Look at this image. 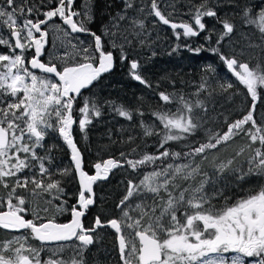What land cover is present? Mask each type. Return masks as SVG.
<instances>
[{"label": "snow or ice", "instance_id": "6c2138e0", "mask_svg": "<svg viewBox=\"0 0 264 264\" xmlns=\"http://www.w3.org/2000/svg\"><path fill=\"white\" fill-rule=\"evenodd\" d=\"M53 0H49L52 3ZM55 7L41 13L44 19L24 18L18 24L17 17L24 16L25 11L31 16L36 10L27 6V0L21 5L16 0H3L0 4V23L6 25L14 43L0 36V45L7 46L10 53H0V188L6 190L0 195V230L21 232L13 240L0 242V264H42L40 253L49 244L57 247L51 251L53 255L63 251L65 247H75L77 255L70 264H85L83 253L88 246L94 243L93 233L97 229L110 227L116 234L119 259L122 264H264V187L258 192L239 198L229 204L227 197L224 204H212V197L205 192V185L210 182L207 173H202L199 164L193 163L174 165L168 163L163 167L153 168L144 172L138 183L128 180L126 194L117 204L120 217L102 222L97 216L91 227H85L83 218L91 205L95 203L93 185L107 179L109 173L126 164L133 171L148 165L163 162L169 157L175 159L181 156L180 152H171L165 147L169 141L187 139L202 127L201 118L195 117L194 107L207 111L202 101L197 100L195 105L179 97L180 108L175 112H154L153 115L163 125L164 135L159 142L158 154H144L138 160L125 158L123 161L107 159L96 163L93 167L95 174L90 175L84 170V162L80 149L73 137V125L77 121L73 117V107L82 90L89 89L100 77L114 67L112 51H105L100 35L91 32L83 21L78 22L74 17L80 13L72 10L74 0H54ZM125 10L133 8V0H124ZM143 12V8L137 9ZM251 8H245L246 22L256 24L261 33H264V8H261L257 18H253ZM91 19L90 13H85ZM149 15H154L159 22L169 25L174 31L177 40L183 37H196L205 30L204 17H217V12L205 3L199 5L193 14V23H175L168 19L158 7L157 0H151ZM59 17L70 32L63 31L65 36L72 33H87L94 39V48L78 47L69 41L71 51L59 57L61 64L58 67L51 60L44 62L41 56L47 44L48 31L42 28L53 18ZM125 14H118L119 20H124ZM258 20V22H257ZM223 33L217 43L230 35L233 24L221 21ZM132 24L143 30L142 20H132ZM182 29V32H177ZM38 34V35H37ZM114 35V34H113ZM135 35H140L139 32ZM125 42H129L124 36ZM83 44V41L80 42ZM112 47L120 48L121 60H126L123 45L112 43ZM19 50V52H17ZM34 50L31 58L26 52ZM174 49L173 51H175ZM199 53L201 48L192 49ZM220 55L226 69L236 77L240 84L247 89L251 97V106L247 114L228 123L227 131L220 134L207 130V142L190 147L183 153L185 157L201 156L207 158L206 153L218 149L241 132L249 136L252 143L259 141L261 147L256 148L255 155L249 160L248 172L243 175L264 176V127L257 126L253 113L256 102L262 98L258 89H264V67L257 65L251 69L248 63H241L235 57ZM139 64L130 62L132 78L141 84L151 87L141 75L137 73ZM210 70L215 71V69ZM38 70L41 75L37 74ZM232 84L221 85L227 91ZM204 85L201 86V90ZM159 99L164 104L173 102V98L164 92L159 93ZM115 111L119 116L132 119V113L122 106ZM79 112L82 118L78 120L79 129L85 133L86 126L91 123V116H100V110L95 102L85 100ZM140 115H143L141 112ZM251 124L252 129L245 130V125ZM146 136L158 135L149 126L143 125ZM57 131L63 142L70 150L72 169L79 180L78 198L75 204L68 205L67 201L56 206V212H68L71 219L67 223H58L55 216H42L47 208L33 210L27 196L18 190L28 193L32 197L47 194L51 200H61L64 189L59 180H53V173L46 166L49 156H41L37 149L43 148V141L48 130ZM186 147H188L186 145ZM135 151V150H133ZM243 152L241 149L236 155ZM125 154L121 153L123 157ZM232 164V160L217 166L219 172L225 171ZM27 170V172H26ZM68 169L62 175L68 174ZM28 173H31L30 175ZM202 175L203 179L193 186H181L176 183L177 178L183 181L195 179ZM241 175V179H243ZM13 183H9V180ZM163 193V195H161ZM222 195V193H216ZM149 197L151 200L149 201ZM133 198H140L134 207L129 203ZM135 212V215L131 213ZM31 215L32 218H27ZM27 233V235L23 234ZM39 241L41 247H25L28 237ZM24 241L19 247L12 248L14 242ZM68 242H79L69 245ZM12 251L13 257H6L3 252ZM29 252L31 256L24 255ZM43 264H68L62 259L49 258Z\"/></svg>", "mask_w": 264, "mask_h": 264}, {"label": "rangeland", "instance_id": "374dc122", "mask_svg": "<svg viewBox=\"0 0 264 264\" xmlns=\"http://www.w3.org/2000/svg\"><path fill=\"white\" fill-rule=\"evenodd\" d=\"M39 1V0H37ZM42 2V0H40ZM101 0H76V11L80 13L79 18L88 28L94 25V33L101 36L104 50L112 51L115 56L114 68L108 76V85L105 84L102 89L93 87L87 94L82 96L78 105L73 107V117L77 121L73 125V137L80 149L84 170L90 175L95 174L94 165L102 163L107 159H116L123 161L125 158L138 160L144 154H158L159 142L164 135L163 125L153 115L154 112L171 111L175 112L180 108L179 97L183 96L185 100L195 105L197 100L203 102L207 111L194 107L193 115L201 118L202 127L194 135L187 136V139L178 141H169L165 145L171 152H180L179 158H171L163 162L157 161L155 165L142 167L133 171L126 164L124 167L113 169L107 179L101 183L94 184V192L97 205L100 206L104 200H111L113 203L102 211H98L102 222L113 218H119L121 213L116 207L119 201L126 194L127 182L132 180L138 183L144 172H150L153 168L163 167L168 163L181 165L193 163L200 165L201 172L207 173L210 182L205 185V192L212 197V204L221 206L224 204V198L227 197L231 204L239 198L258 192L264 187V176L255 174L243 175L248 172L249 160L255 155V149L260 148L259 141L252 143L245 132H241L222 144L218 149L209 150L206 153L207 158L201 156L185 157L183 153L190 150V147L198 146L200 143L207 142V130L212 133L227 131V124L247 114L251 106V97L247 94V89L239 83L220 59V55L214 53L212 49H218L220 54L228 57H235L241 63H248L251 69H255L259 64L264 67V33L259 31L256 24L247 23L244 16L245 8H251L254 18H257L261 8H264V0H207V6L217 12V17H204L205 30L196 37H183L177 40L174 31L158 21L154 15H149L151 0H133V8L125 10L124 0H115L117 3L99 5ZM3 0H0V4ZM24 3V0H16L17 5ZM36 0H27V6L32 7ZM45 3V2H43ZM42 3V4H43ZM158 7L162 14L174 22L193 23V14L196 8L205 3V0H157ZM106 4V2H105ZM35 8V6H34ZM143 8L140 12L137 9ZM39 13L40 8L37 9ZM124 20L118 19V14H125ZM86 12L90 13L91 19H88ZM35 13V12H34ZM42 15V14H41ZM24 18H29L25 11L24 16L17 17V22L21 23ZM142 20L143 30L132 24V20ZM228 21L233 24V32L224 37L218 44L224 29L221 21ZM258 22V20H257ZM54 25L60 29L66 30L61 21L57 18L52 19L47 25L49 33L47 54L45 62L51 60L59 67L61 61L59 57L64 56L65 52L71 51L69 41L78 47L93 48V40L83 36H65L63 31H58ZM90 29V28H89ZM182 32L181 30H176ZM139 32L140 35H135ZM9 30L6 25L0 23V36L11 40ZM114 34V35H113ZM124 36H127L129 42H125ZM83 41V44L80 42ZM123 45V53L127 56L126 60H121L120 48L112 47V43ZM189 48H201L199 53L189 51ZM5 49V51L3 50ZM176 49L175 51H173ZM10 49L7 46L0 45V53L8 54ZM137 61L139 64L136 70L151 87H147L132 78L130 73V62ZM215 69V71L210 70ZM231 83L233 86L227 91L221 89V85ZM204 89L201 90V86ZM262 98L256 102V110L253 113L257 126L264 127V89H258ZM164 92L173 98L170 104H164L159 99V93ZM85 100L95 102L100 110V116H91V123L86 126L85 133L79 129L78 120L82 118L79 112ZM117 106H122L125 110L132 113V119H126L118 115L115 111ZM143 115H140V113ZM143 125L149 126L158 135L146 136ZM245 130L255 129L249 123L244 126ZM44 147L37 149L41 156H49L50 163L46 160V166L55 177L60 176L61 187L64 189V195L61 200H51L47 194L40 197L29 196L23 190H18L20 194L28 197L30 207L33 210L48 209V212H40L42 216L46 215L55 219L63 218L67 212L58 214L56 206L67 201L72 204L75 197L77 185L74 183L73 163L70 159V152L59 140L57 131L51 129L43 141ZM186 145L188 147H186ZM243 149L240 155H236ZM135 150V151H133ZM121 153L125 155L122 157ZM232 160V164L223 172L217 170L221 163H227ZM68 169V174L62 175V171ZM27 172V170H26ZM29 175L31 173H28ZM243 175V179H241ZM52 176V177H53ZM203 179L202 175H197L195 179L183 181L177 178L176 183L181 186L191 184L197 185ZM9 180V183H13ZM222 193V195H216ZM6 190L0 188V195H5ZM163 195V193H161ZM151 197H149V201ZM140 202V198H133L129 203L132 207ZM103 205V204H102ZM135 215L136 213H131ZM27 218H32L29 215ZM90 226V224H89ZM18 234H7L0 232V242L13 240ZM27 235V233H23ZM94 244L88 246L83 253L85 264H122L119 259L116 234L110 228L99 229L93 233ZM24 241L14 242L12 248H17ZM78 244L77 242L69 245ZM25 247L40 248L30 236ZM3 243H0V249ZM72 247H65L62 252L66 255H72ZM45 249L43 250V252ZM89 252L88 256L86 252ZM42 252V251H41ZM6 257H13L12 251H5ZM24 255L31 254L24 252ZM108 256L110 258H108ZM75 256H68L62 259L68 264ZM80 259V258H79ZM78 259V260H79ZM45 259L44 261H46ZM43 264V262H42Z\"/></svg>", "mask_w": 264, "mask_h": 264}, {"label": "flooded vegetation", "instance_id": "af4514ba", "mask_svg": "<svg viewBox=\"0 0 264 264\" xmlns=\"http://www.w3.org/2000/svg\"><path fill=\"white\" fill-rule=\"evenodd\" d=\"M76 0H74V4L72 5V10L73 11H76V2H75ZM43 2H45V3H43ZM43 3V4H42ZM35 6V9L37 10L38 8H40V11H39V13L38 14H36V12L37 11H34L33 12V14L31 15V16H29V18L30 19H33L34 21L36 20V19H44V16L43 15H41V13H43L44 11H48V10H51V8H53V7H55L56 5H55V2H54V0H53V2L52 3H49V0H42V2L39 0V1H37L36 0V3L32 6V7H34ZM76 12H78V11H76ZM55 18H57V17H55ZM54 19V18H53ZM58 19L60 20V18L58 17ZM74 19H76L78 22H80L81 21V19L79 18V17H74ZM61 21V20H60ZM50 22V21H49ZM48 22V23H49ZM61 23H62V26L65 28V29H67L68 30V32H70V29L68 28V26L67 25H64L63 24V22L61 21ZM19 24V23H18ZM48 25V24H47ZM47 25H42V28H44V29H46L47 30ZM91 27H89L88 28V26L86 25V27L91 31V28L92 29H94L95 27H94V25H90ZM95 30H96V28H95ZM91 32H93V31H91ZM10 34V33H9ZM38 35V34H37ZM72 36H83L84 38H89V39H91V40H93V43H92V46H93V48H94V39H93V37L91 36V35H89V34H87V33H72L71 34ZM48 36H49V34H48ZM11 37V36H10ZM11 41L14 43V40H12V38H11ZM48 42H49V39H48V37H47V44H46V46H45V49H44V55H42L41 56V60L42 61H44L45 62V56H46V54H47V48H48ZM4 51H5V49H3ZM33 51L34 50H30V51H28V52H26V57L27 58H31V55L33 54ZM106 51V50H105ZM9 53H10V50L8 51ZM17 52H19V50H17ZM107 52V51H106ZM114 55V54H113ZM114 62H115V56H114ZM114 68V67H113ZM113 68L109 71V72H107V73H104L101 77H100V79L98 80V81H96V82H94V85L93 86H91L89 89H85V90H82V95L81 96H79V97H77V99H76V101H75V103H74V105H78V102H79V100L82 98V96H84L85 94H87V92H89L90 91V89L91 88H93V87H97V89H102L103 87H104V85L105 84H107L108 85V83H109V81L107 80L108 79V76L110 75V73L112 72V70H113ZM34 71H37V74L38 75H41V73H39V71L38 70H34ZM132 76V75H131ZM58 133V132H57ZM58 136H59V134H58ZM59 140L64 144V142H63V140H62V138L59 136ZM65 145V144H64ZM66 147V146H65ZM67 148V147H66ZM73 175H74V183L77 185V187H78V189L76 188V191H75V197L73 198V201H72V204H75L76 203V200H77V198H78V192H79V186H78V182H77V178H76V176H75V172L73 173ZM52 179L53 180H61V178H60V176H58V177H55V175L52 177ZM102 181H104V180H99V181H97L96 183H101ZM95 183V184H96ZM93 192H94V185H93ZM94 199H95V203L92 205V206H90L89 207V209L87 210V212H86V215H85V217L83 218V222H84V225H85V227L87 228V227H91L92 225H93V222H94V219L97 217V215H99L98 214V211H102V209H105L106 207H108L109 205H112L113 206V203H109L108 204V202L109 201H111V200H104L102 203H101V205L100 206H98L97 205V202H96V197H95V192H94ZM71 204V205H72ZM103 204V205H102ZM70 219V214L67 212L66 213V215L63 217V218H58V219H56V221L58 222V223H64V222H66L67 220H69ZM108 220H105V223L107 222ZM89 224H90V226H89ZM104 228H110V227H104ZM104 228H100V229H104ZM111 229V228H110ZM99 229H97V231H98ZM112 230V229H111ZM96 231V232H97ZM0 232H5V233H7V234H18V233H20V232H10V231H6V230H0ZM36 243H38V245L41 247V245H40V242L39 241H36V240H34ZM73 243H75V242H68V244H73ZM77 243H79V242H77ZM94 244V243H93ZM92 244V245H93ZM91 246V245H90ZM55 247H57V245L56 244H49V245H47V246H45L44 247V249H45V251L43 252H41L40 253V258H41V261L43 262L45 259H49V258H52V259H65V258H67L68 256H75V258L76 259H79V258H81L79 255H77V250L76 251H74L73 249H72V252H71V254L72 255H66V253L65 252H58V253H56L55 255H53V253H52V249L53 248H55ZM72 248H74L75 249V247H72ZM88 254H89V252L87 251L86 252V255L88 256ZM108 258H110L109 256H108Z\"/></svg>", "mask_w": 264, "mask_h": 264}, {"label": "trees", "instance_id": "16d2710c", "mask_svg": "<svg viewBox=\"0 0 264 264\" xmlns=\"http://www.w3.org/2000/svg\"><path fill=\"white\" fill-rule=\"evenodd\" d=\"M105 2H106V4H105ZM116 3L117 2L115 0H101L98 4L99 5L103 4L104 6L107 5V4H112L111 7H109V9H110V8H112L113 4H116ZM251 15L254 18V14L251 13Z\"/></svg>", "mask_w": 264, "mask_h": 264}, {"label": "water", "instance_id": "95a60500", "mask_svg": "<svg viewBox=\"0 0 264 264\" xmlns=\"http://www.w3.org/2000/svg\"><path fill=\"white\" fill-rule=\"evenodd\" d=\"M158 19V18H157ZM159 21V20H158ZM172 22H174V21H172ZM161 23V22H160ZM175 23H181V22H175ZM164 25V24H163ZM165 26H167L168 28H170L171 29V27L169 26V25H165ZM177 30H181L182 31V29H177ZM65 144V143H64ZM66 146V145H65ZM67 147V146H66ZM68 149V148H67ZM69 150V149H68ZM69 152H70V150H69ZM70 159H71V153H70ZM73 167H74V165H73ZM75 176H76V178H77V182H78V186H79V180H78V176L76 175V173H75ZM92 206V205H91ZM70 219H71V216H70ZM70 219L69 220H67L66 222H64V223H67V222H69L70 221Z\"/></svg>", "mask_w": 264, "mask_h": 264}]
</instances>
